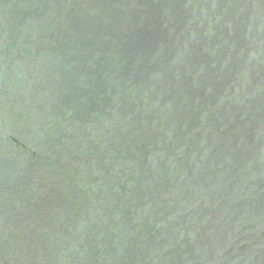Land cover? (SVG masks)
<instances>
[{"label": "water", "instance_id": "95a60500", "mask_svg": "<svg viewBox=\"0 0 264 264\" xmlns=\"http://www.w3.org/2000/svg\"><path fill=\"white\" fill-rule=\"evenodd\" d=\"M0 264H264V0H0Z\"/></svg>", "mask_w": 264, "mask_h": 264}]
</instances>
